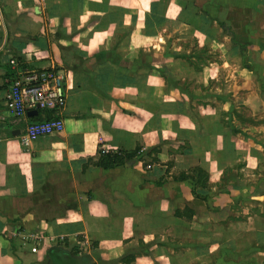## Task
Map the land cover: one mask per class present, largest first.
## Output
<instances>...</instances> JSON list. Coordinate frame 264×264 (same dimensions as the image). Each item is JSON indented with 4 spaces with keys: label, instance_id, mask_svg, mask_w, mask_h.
I'll use <instances>...</instances> for the list:
<instances>
[{
    "label": "crops",
    "instance_id": "0c3cea01",
    "mask_svg": "<svg viewBox=\"0 0 264 264\" xmlns=\"http://www.w3.org/2000/svg\"><path fill=\"white\" fill-rule=\"evenodd\" d=\"M221 23L228 24L229 39L260 56L254 69L264 104V0H0V264H173L169 245L155 242L171 235L174 220L188 224L185 213L197 218L196 208L172 195L180 188L183 197L194 199L187 176L195 168L153 160L151 148L160 142H155L157 113L138 115V94L130 96L128 74L111 61H94L91 46L165 25L175 26L180 35L194 28L220 36ZM78 38L90 39L79 46ZM79 61L85 67L75 68ZM51 69L66 77V104L60 113L46 110L40 117H58L64 129L25 147L13 132L32 119L13 117V82L23 71ZM122 98L132 103L125 107ZM223 115L215 113L212 120L209 143L218 144L216 157L202 156L198 165L219 182L234 166L251 168L254 148L251 136L229 140L234 146L224 148L223 133L230 132ZM167 117L187 136L184 151L202 149L201 140L192 148L189 137L204 133L202 124L185 113L169 114L161 118L165 135ZM145 150L148 170L139 157ZM241 154H246L243 161ZM109 156L131 159L105 169ZM237 186L215 195L208 188L206 210L230 212L245 194Z\"/></svg>",
    "mask_w": 264,
    "mask_h": 264
},
{
    "label": "rangeland",
    "instance_id": "374dc122",
    "mask_svg": "<svg viewBox=\"0 0 264 264\" xmlns=\"http://www.w3.org/2000/svg\"><path fill=\"white\" fill-rule=\"evenodd\" d=\"M217 29L220 36L217 32L209 33L207 29L198 34L192 28L190 33H184L186 37L180 35L175 26L165 25L156 32H135L136 36L135 33L130 34L127 40L124 36L103 38L93 42L91 48L95 53L92 57L96 62L116 63L128 74L132 88L130 96L138 94V115L141 118L157 113L159 137L155 142H160L156 148H151L153 160H168L169 165L175 164L179 169L195 168L187 176L194 199L183 197L180 188H173L172 195L174 200L196 208L199 211L197 218L192 220L185 213L191 220L188 224L174 220L171 235L161 237L156 245L165 242L169 245L173 264H264V104L260 74L254 69V64H260V56L255 52L249 53L247 47L234 38L229 39L228 24L221 23ZM89 39L78 38L76 41L81 46L82 43L87 45ZM84 65L83 61H79L75 68H83ZM120 101L132 103L123 98ZM126 103L123 105L128 107ZM179 112L203 126L204 133L196 131L195 135L189 136L192 148H197L200 140L202 143V149L195 150V155L184 151L188 145L184 140L187 136L177 130L173 119L167 117L163 121V130L169 135L161 130V118ZM215 113H224V123L229 127L230 133H223V137L227 135L224 148L234 146L230 141L238 137L243 140L244 137H252L254 141V148L250 151L253 160L251 168L245 167L246 164L242 165L244 167L234 166L220 182V177L215 174L211 178L205 177L198 166L200 157H216L214 149L218 144L209 143ZM166 136L167 140H164ZM177 138L181 144H177ZM147 153L148 150L141 151L139 156L146 170L149 169V162L145 159ZM245 157L246 154H241V161ZM255 165L257 169L252 168ZM236 182V191L245 194L230 212L228 209L222 212H217L216 208L206 210L205 193L208 188L215 195L232 189ZM241 185L244 187L239 189ZM197 189L199 193H196ZM201 194L204 198L200 197ZM212 248L216 249L210 255L208 253ZM80 249L76 247L75 251L84 256L83 248ZM83 258L88 260L87 255Z\"/></svg>",
    "mask_w": 264,
    "mask_h": 264
},
{
    "label": "built area",
    "instance_id": "2783aa9c",
    "mask_svg": "<svg viewBox=\"0 0 264 264\" xmlns=\"http://www.w3.org/2000/svg\"><path fill=\"white\" fill-rule=\"evenodd\" d=\"M12 66L17 62L12 60ZM66 77L57 70L23 71L14 79L10 106L12 115L19 120H27L28 113L38 112V117L25 124L21 130V143L28 147L30 143L60 133L64 129V121L55 119H39L46 110L60 113L67 99ZM34 252L37 248L33 249Z\"/></svg>",
    "mask_w": 264,
    "mask_h": 264
},
{
    "label": "trees",
    "instance_id": "16d2710c",
    "mask_svg": "<svg viewBox=\"0 0 264 264\" xmlns=\"http://www.w3.org/2000/svg\"><path fill=\"white\" fill-rule=\"evenodd\" d=\"M39 119H41V117ZM119 158H120L119 156H113V157L109 156L106 160H104L105 161V162H103L104 166H102V167H104L105 169L112 168V167L117 166V165H122V162L124 159H125V162L129 161L131 159L130 156L129 157L125 156L123 160L119 159ZM204 175H205V177L209 178L208 174L204 173ZM183 180H186V178H184Z\"/></svg>",
    "mask_w": 264,
    "mask_h": 264
},
{
    "label": "water",
    "instance_id": "95a60500",
    "mask_svg": "<svg viewBox=\"0 0 264 264\" xmlns=\"http://www.w3.org/2000/svg\"><path fill=\"white\" fill-rule=\"evenodd\" d=\"M37 117H38V112L37 111H32V112H29L28 113V118L29 119H34V118H37ZM20 134H21V131L20 130L13 132V136L14 137H19Z\"/></svg>",
    "mask_w": 264,
    "mask_h": 264
}]
</instances>
